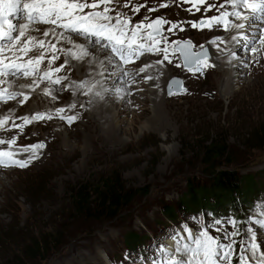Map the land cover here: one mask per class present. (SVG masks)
I'll return each instance as SVG.
<instances>
[{"label": "rangeland", "instance_id": "374dc122", "mask_svg": "<svg viewBox=\"0 0 264 264\" xmlns=\"http://www.w3.org/2000/svg\"><path fill=\"white\" fill-rule=\"evenodd\" d=\"M120 1L116 10L122 8L121 12L132 18L131 6L123 8L127 0ZM218 10L220 8L215 11ZM197 19L199 22L204 18L201 16ZM34 34L35 37L39 36ZM197 38L199 42L203 41L202 37ZM56 42L62 46L65 44ZM193 49L199 50L200 45H193ZM252 59H246L248 63L245 67L244 63L241 65L243 68L240 76H234L229 86H225L226 77L223 76L221 66L212 61L217 71L208 77L207 69L203 74H192L183 67L180 68V76H169L163 91L168 98L159 103L161 115L156 116H161L163 122L160 120L157 124H166L167 132L164 125L160 131H154L145 122L149 118L153 121L156 119L152 96L148 100L138 96L137 103L144 106L135 110L136 106L133 107L130 100L125 102L124 98L118 99L114 94L117 109L123 110V115H117L118 112L109 100L104 103V108L110 111L107 115L110 123L113 120L110 128L118 130L123 142L122 146L114 148L119 149L116 152H119L118 155H107L104 152L98 154L91 147L86 155L87 162L82 163L84 153L77 143L87 126L82 128L79 118L74 123L75 126L78 124L77 129L59 122L58 116L55 122L59 125L35 121L42 125L34 127L33 121L19 134L11 133L17 137L19 146L45 143L42 153L48 160L28 170L27 167L23 170L9 167L6 170L13 172H0V219L5 221L0 224V264H135L139 250L151 244L154 238L158 239L173 229L181 231L177 226L185 222L195 227L196 220L193 217L202 220L204 214L210 212L204 209L185 212L178 209L177 204L186 195L190 185H202L209 181L206 174L209 167L203 164L201 148L204 141L218 138L225 140L228 147L227 157L220 160L222 167L240 175H250L256 190L255 193L251 190L248 198L241 200L236 209L226 208L217 217L235 214V218L242 221L239 225L242 232L247 226H252L257 231L258 243L264 251V239H261L264 232L254 224L243 223L248 217L258 218L257 206L264 205V66L255 63L248 69ZM172 62L177 64L180 61L174 56ZM55 63L59 64V61ZM69 69L77 79H85L91 72L85 74L70 65ZM132 71L138 73L136 69ZM171 78L180 80L184 87L183 93L171 96L166 93ZM140 82L143 81L139 79L131 83L135 90L128 97L146 93L138 88ZM16 85L13 84L14 88ZM19 87L24 88L20 84ZM116 87L108 88L115 91ZM57 95H61V91ZM56 97L55 101H46L48 105L33 102L37 96L32 97L22 108L16 103L8 104L9 109H13L8 117L19 120L18 115L21 113L50 111L63 98ZM62 102L65 108L62 115L66 117L72 114L75 105L70 100ZM5 113L7 109H0V118ZM88 116L91 120V113ZM127 128L131 130L129 134H121ZM34 136L39 138L35 139ZM68 136L70 140H67ZM111 140L109 142L114 141ZM80 142L82 145L83 142ZM133 157L137 158L136 162H132ZM112 175L120 178L125 187L136 194L128 206L121 209L114 218L101 216L99 212L91 218V210L87 215L73 209V190L84 185L96 186ZM165 207L170 208L173 220L167 218ZM225 229L232 230L226 220ZM210 234L217 235L212 230ZM129 235L136 237L134 243L127 240ZM163 244L171 248L174 242L172 239H164ZM235 247L238 253L239 244ZM150 255H144L146 262ZM233 264H237L235 258Z\"/></svg>", "mask_w": 264, "mask_h": 264}, {"label": "snow or ice", "instance_id": "6c2138e0", "mask_svg": "<svg viewBox=\"0 0 264 264\" xmlns=\"http://www.w3.org/2000/svg\"><path fill=\"white\" fill-rule=\"evenodd\" d=\"M191 4L197 11L199 6L205 4V0H184ZM119 0H0V101H12L19 99V104L23 105L29 100V96L22 92L10 90L9 78L23 77L30 79L28 86L30 90H35L42 83L45 96L57 97L53 95L56 91H63L62 81L65 77L56 75L61 73L65 65L71 60L83 62L90 55L92 48L97 49L103 55L97 61L102 69L97 73L102 79L107 76L120 79L121 83H128L135 80V75L144 72L140 67L138 73L127 70V66L141 58L144 54H162L163 59L172 63L170 57L176 56L180 63L175 64L176 68L183 67L189 73L203 74L210 64L209 51L201 45L199 50L193 49V44L189 40H172L169 43L164 35V27L169 21L163 18H155L149 21L145 18L137 23H132V18L125 12L117 11ZM230 7L231 11H220L219 15L201 19L198 23L193 22L192 28H209L214 25H223L224 29L229 27L235 29L237 33L245 29L244 22L254 20L264 24V0H227V5L221 4L223 9ZM129 3L125 2L123 8H128ZM143 5L131 7V12L137 14ZM160 7H166L161 3ZM213 5H208L205 11L213 9ZM243 9L250 15H244L240 11ZM151 8L148 11H155ZM114 13V14H113ZM229 18H235L236 23H229ZM20 21L19 24L13 21ZM38 26H43L39 28ZM253 27L252 39L243 34L233 35L232 41H243L245 46H251L252 54L258 53L260 48H264V27L259 28V38L256 39L255 27ZM178 27L172 22L167 27V33L171 34ZM42 31L45 38H51L58 42H67L70 47L67 49L58 48L56 44L44 39H35L31 32ZM183 31V29H180ZM76 40L82 41L76 43ZM216 41H210L215 43ZM162 45V46H161ZM257 45L260 47L258 48ZM34 49L41 50L38 55L32 56L30 53ZM50 49V52H48ZM63 53L65 60L59 66H53L60 58L57 53ZM233 53V59H235ZM46 60L47 68H41ZM160 64V60L156 61ZM145 79H150L146 77ZM59 86V87H57ZM71 87V85H69ZM78 92L85 97L105 99L110 94V89L105 87L100 81L89 83L82 81L75 85ZM175 92H182L183 88L178 79H173L168 84V95ZM125 90L116 87V98L122 99V92ZM131 95V93H127ZM74 106V105H73ZM84 106L83 103L80 105ZM65 108L58 107L56 114L59 119L71 125L78 119L77 116L62 115ZM23 123L12 122V128L23 131L26 125L33 121L51 120L50 114L43 112L35 113L29 118L23 116ZM9 117L0 119V128L6 126ZM8 130V129H5ZM46 147L45 143L38 142L30 145L18 146L17 137L0 139V168L16 167L24 169L30 166L39 158L40 153ZM27 153L21 159L19 156ZM258 218L248 217L244 220L245 225L254 224L259 230L264 232V205H258L256 210ZM196 220V226L192 227L185 222L179 225L181 231L173 229L164 236L152 241L143 249L139 250L135 264H233L234 258L237 264H264V251L258 243L257 231L252 226H247L244 232L239 225L242 221L235 218V214L228 217H217L213 212L204 214V219ZM227 226L232 230L225 229ZM210 230L217 235L210 234ZM237 237H240L237 240ZM164 239H172L173 247L169 248L163 244ZM264 239V236H261ZM239 244L237 253L236 245ZM151 253L148 261L144 260V255ZM128 256H126V259Z\"/></svg>", "mask_w": 264, "mask_h": 264}, {"label": "bare ground", "instance_id": "6f19581e", "mask_svg": "<svg viewBox=\"0 0 264 264\" xmlns=\"http://www.w3.org/2000/svg\"><path fill=\"white\" fill-rule=\"evenodd\" d=\"M120 2L121 1L119 0V3ZM127 2L129 3V6H131V7L135 6V5H143V7L140 8L139 13L133 14L132 21H131L133 24L143 20L145 18V16H147L149 18V20L153 19V18H163V19L169 21V24L165 25V27H164V35L167 36L169 43H171L172 40H190L193 45H200V46L203 45L205 48H207V50L209 51V55H210V61H212L213 64H215V63L219 64L221 66V69L223 70L222 71L223 76L226 77V79L224 80L225 86H227V85L229 86V82H230V80L231 81L233 80L234 76H237V77L240 76L241 68L245 67V64L248 63V60H246V59H249V57H251L253 59L250 63V67H248V69L252 68V66L255 63L258 66H264V48H260L258 53L252 54L250 52V47H251L250 45L245 46L243 41H232V39H231V37L233 35H238V34L246 35L249 37V39H252L253 38L252 37L253 27H251L250 25L255 27V31H256V37L255 38L258 39L259 38V28L264 27V24H260L258 21H254V20L244 22L246 27H245V29L240 30V33H237V31L231 27H229L228 29H224L223 25H220V26L214 25L211 29L206 28L204 30H199V31H197V30H195V28L191 27V24L193 22H195L197 17L202 16V18L206 19V18H210L213 15H219L220 11H229L230 12L231 8L227 7V6L223 9L218 10L217 12L215 11V10L220 8L219 6L221 4L227 5V0H207V1H205L204 5L199 6V8H200L199 11L194 9L191 6V4L184 2V0H127ZM161 3L166 4V7L161 8L160 7ZM208 5H213L214 7L210 11H205V8ZM151 8H154L156 10L149 12L148 10ZM117 11H119V10H117ZM120 11H122V8L120 9ZM240 11L244 15H250L249 13L245 12L243 9H240ZM19 22L20 21H15V20L13 21V23H15L17 25L19 24ZM172 22L177 23L178 27L176 29H174L171 34H169V33H167L166 29H167V27L170 26V24ZM196 22H198V19L196 20ZM236 22H239V21H235V18H229L230 24L236 23ZM38 27L42 28L43 26H38ZM181 28L183 29V31L180 30ZM34 33L38 34L39 36L35 37ZM31 35L35 39H44V40H46V42L52 40L51 38L43 37L42 31H40V30L32 31ZM197 37H199V38L202 37L203 41L199 42ZM213 40H215L216 42L210 43V41H213ZM75 42L81 43L82 41L76 40ZM51 43L57 44L59 47L57 45L56 46L58 48H62V49H67L68 47H70V45H68L67 42H65V44L63 46L60 45V43H57L55 40H52ZM257 47L259 48L260 46L257 45ZM40 51L41 50H39V49H34L30 53V55H32V56L38 55ZM48 52H50V49H48ZM236 52H237V54H236ZM233 53H235V56H236L235 59H233ZM57 55L60 57L58 59L59 64L55 63L53 65L54 67L59 66L61 63H64V60H65V57H64L62 52L57 53ZM103 55H106V53L101 54L97 49L92 48L90 51L89 57L87 59H85L83 62L71 60L70 57L68 58L69 63L65 65V68L62 69L61 73L56 74V75H61V76L65 77V79L62 81V83L64 85V90L61 91V95H57L58 91L53 93V95L63 96V98L60 99L58 101V105L51 108L50 111H44L45 114H50L52 116V119L51 120H44L41 122L43 124L46 123V124L59 125L55 122L57 120V117H58V115L56 114V109L58 107H63L64 102H62V100H68V101L70 100L75 105V110L70 115L77 116L79 118L78 122H79L80 126H82V128H84L83 126H87V128H86L87 130L84 129L85 134L84 133L82 134V136L80 137V140L77 143L78 144L77 146H79V148L84 153V154H82L84 156V157H82V160H83V161H81L82 163L87 162L86 161L87 160L86 155L88 152H90L91 147L93 148L94 151H97L98 154H102L104 152V154H107V155L111 154V153L118 155L119 152L118 153H116V152L119 149L115 150L114 148L122 146L123 142L120 138V134L118 133V130L115 127H114V129L110 128V125L112 127L113 120L110 123V120L107 119V115H108V113L110 114V111L107 108H104V103L107 100H109L110 104L112 106H114L116 112H118V114H117L118 116L123 115V110L120 111L117 109L118 105L114 101L115 98L113 97V95L115 94V91H112L114 89H112V90L110 89V94L107 95V98L99 99V98L93 97V98H91V102H89L90 98L85 97L84 95L80 94L78 92V90L75 88V85L81 83L82 81H88L89 83H94L96 81H100L102 84H104L105 87H109V86L116 87V85H118V87L125 90L124 92L121 93V95L124 98V101L126 102V100H130L131 103H133V107L136 106L135 110L140 109V108H142V106H144L143 104L137 103V102H139L137 100L138 96L143 97L144 100H148L149 97L152 96V100L155 103V112H153V114L155 115L154 117H156L158 115H161V112L159 111V106H158L159 103L163 102L164 99L168 98V97L164 96L163 91H164V87L166 86L165 84L167 83L169 76H176V75L180 76V72H182V70L180 68L175 67V63L172 62L171 64H169L168 61H165L163 59L162 54H159V55L144 54L141 58L134 61L132 65L127 66V70L129 72L134 73V74H135V72L132 70L136 69L137 72H139L140 67L144 68V72L139 73L138 75H135L134 81H130L128 83H121L120 79L107 76V74H106V77L104 79H102L99 75H97V73L102 70L98 66L97 61L99 59H101ZM173 58H174V56L170 57L171 60ZM157 60H160L159 65L156 64ZM260 62L263 64H261ZM212 63L210 62V64H212ZM243 63H244V65H243V67H241V65ZM69 65L76 70H81V71L85 72V74H87L86 72L91 71L90 75L85 76V79H82V78L77 79L72 75V72L69 69ZM41 68H44V69L47 68L46 60L42 63ZM207 70H208V72H207L206 77L210 76L213 72L217 71L213 67H209ZM231 73L234 75L231 76ZM146 77H150V79H145ZM139 79H140V81H143V82L138 83L137 86L139 89L142 90V93L143 92H146V93L142 94V95H134L133 97H128L127 93H130L131 91L135 90V88H133L131 86V83H135V82L139 81ZM205 80H207V79H205ZM11 82H13V84L16 83L17 87L15 86V88H14V86ZM9 83L11 84L10 90H13V91L17 90V88L19 87V84L24 86V88H22V89H20V87H21L20 86L19 87L20 90H18V92H22L24 94H27L29 96V100L26 101L23 105H20L18 102L21 97H17L16 100H12V101H0V109L1 110H2V108H4L5 110L7 109V113L3 114L0 119L4 118L6 116L7 117L9 116V113L13 110V109H9V106H8V104H11V103H16V105L19 108H22V107H25L29 103V101L32 99V97H34V96L38 97V98L34 99L33 102H35V103H46L48 105V102L50 103V100L55 101L54 99H52L51 96H45L44 95L43 89H44V86H47L44 83H42L41 86L35 90H30L28 87L31 83L30 79H25L23 77L9 78ZM106 84H107V86H106ZM69 85H71V87H69ZM0 87H2V86H0ZM57 87H59V86H57ZM229 89H231V88H229ZM225 90L227 91L228 87L225 88ZM44 98L46 99L45 101H44ZM46 101H48V102H46ZM81 103L84 104L83 107L80 106ZM143 111L145 114H148V112L146 110H143ZM34 113H35V111L32 110V112L31 111L26 112L25 114L21 113L23 115L17 114L19 117V120L10 118L8 124L6 126H4L3 128H0V139L10 138L12 135H14L11 133L19 134L20 130L12 128V122L15 121V123H17V124H20V122L23 123L22 119H20L21 117L28 116L30 118V116ZM90 113L92 116L91 120L89 119V116H88ZM145 114H143L144 118H146ZM160 117L161 116H159V118L156 117V119L154 118L155 121H153L152 119H151L152 120L151 121L149 118L145 122H146L147 126L152 128L154 131L155 130L160 131L164 125L165 131L167 132L166 124H164V123H163V125L157 124L160 120L162 121V119ZM13 118H15V117H13ZM110 119H111V116H110ZM59 122H63V121H61L59 119ZM75 122L76 121H74L71 125H69V127H72L73 129H77L79 126H78V124L75 126L74 125ZM154 122L156 124H153ZM41 123H39V124H41ZM39 124H37L34 121V127L36 125H39ZM66 125H68V124H66ZM5 129H8V130H5ZM115 129H116V131H115ZM129 131H131V130L129 128H127L121 134L127 135V134H129ZM57 132H59V129L57 130ZM34 137L36 139L38 136H34ZM48 137H49V135H48ZM69 138H70V136L67 137V140ZM110 139H112L111 141L114 140L113 141L114 143L109 142ZM80 141H82L84 143V146H82L83 143L81 145ZM84 141H86V143ZM165 141H168V139ZM110 143H112V144H110ZM21 146H23V145H21ZM26 155H27V153L22 154L21 157H19V158L23 159L26 157ZM51 156H52V154H51ZM73 156H75V153L73 154ZM47 160L48 159L45 157V154L41 152L39 155V158L34 161L35 164L28 166L26 170L34 167L35 165L42 164L43 162H45ZM136 161H137V158H134L132 160V162H136ZM17 170H20V169H17ZM0 172L10 173L13 171L0 168ZM0 195H1V192H0ZM4 222L5 221H3V219L1 218L0 224L2 225V224H4Z\"/></svg>", "mask_w": 264, "mask_h": 264}, {"label": "trees", "instance_id": "16d2710c", "mask_svg": "<svg viewBox=\"0 0 264 264\" xmlns=\"http://www.w3.org/2000/svg\"><path fill=\"white\" fill-rule=\"evenodd\" d=\"M201 152L203 164L209 167L206 170L209 181L202 185H190L186 195L178 202V209L185 212L204 209L217 216L226 208L236 209L241 200L248 198L251 190L255 193L256 185L250 175H240L222 167L220 160L228 155L225 140L218 138L204 141ZM71 194L73 209L87 215L91 210V218L96 216V212L101 216L114 218L136 195L114 175L104 178L96 186L79 187ZM164 213L169 220L174 219L170 208L165 207ZM127 240L134 243L136 237L129 235Z\"/></svg>", "mask_w": 264, "mask_h": 264}, {"label": "water", "instance_id": "95a60500", "mask_svg": "<svg viewBox=\"0 0 264 264\" xmlns=\"http://www.w3.org/2000/svg\"><path fill=\"white\" fill-rule=\"evenodd\" d=\"M184 69V68H183ZM173 79H177V78H171L169 81H168V84H169V82L171 81V80H173ZM179 80V79H178ZM180 81V80H179ZM168 84H167V87H166V93L168 94V91H167V89H168ZM181 86H182V84H181ZM182 88H183V91L182 92H175V90H174V94H180V93H183L184 92V87L182 86Z\"/></svg>", "mask_w": 264, "mask_h": 264}]
</instances>
